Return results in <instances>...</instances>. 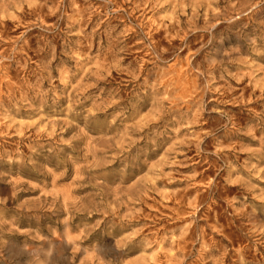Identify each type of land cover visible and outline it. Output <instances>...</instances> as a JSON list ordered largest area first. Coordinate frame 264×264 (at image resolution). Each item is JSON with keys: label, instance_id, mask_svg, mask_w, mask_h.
Returning a JSON list of instances; mask_svg holds the SVG:
<instances>
[{"label": "rangeland", "instance_id": "rangeland-1", "mask_svg": "<svg viewBox=\"0 0 264 264\" xmlns=\"http://www.w3.org/2000/svg\"><path fill=\"white\" fill-rule=\"evenodd\" d=\"M0 264H264V0H0Z\"/></svg>", "mask_w": 264, "mask_h": 264}]
</instances>
